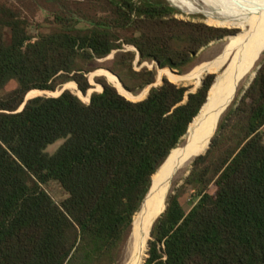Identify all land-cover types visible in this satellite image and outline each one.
Returning <instances> with one entry per match:
<instances>
[{
	"label": "trees",
	"instance_id": "obj_1",
	"mask_svg": "<svg viewBox=\"0 0 264 264\" xmlns=\"http://www.w3.org/2000/svg\"><path fill=\"white\" fill-rule=\"evenodd\" d=\"M50 1L48 30L38 25L34 35L23 8L0 0V264H122L155 175L184 143L217 74L196 92L165 78L140 102L99 77L104 90L91 103L66 90L20 109L66 85L87 96L100 68L137 94L156 84L157 68L185 75L205 48L237 31L180 19L168 0ZM137 54L156 68L131 70V86L121 72ZM220 120L208 152L169 194L143 264H264V55ZM186 189L197 200L190 211Z\"/></svg>",
	"mask_w": 264,
	"mask_h": 264
},
{
	"label": "bare ground",
	"instance_id": "obj_2",
	"mask_svg": "<svg viewBox=\"0 0 264 264\" xmlns=\"http://www.w3.org/2000/svg\"><path fill=\"white\" fill-rule=\"evenodd\" d=\"M169 1L186 12H200V9L191 0ZM199 1L205 5L206 11L215 14L214 23L216 25L243 27V29L248 26L250 32L234 36L232 38L234 42L225 47L213 65L198 68L197 78L202 82L206 72H218L229 56L235 55L225 73L218 77L208 104L191 126L188 136L189 149L186 152L182 150L174 152L170 162L156 175L153 194L145 203L142 213L135 218L130 250L128 251L129 258L125 264H143L146 261L147 241L156 219L162 213L160 210L168 189L179 177L189 171L197 155L201 154L207 145L206 150L208 149L214 125L225 111L229 99L250 76L255 61L264 55V0ZM164 71L170 75H178L168 69ZM121 87L124 88L122 84Z\"/></svg>",
	"mask_w": 264,
	"mask_h": 264
},
{
	"label": "rangeland",
	"instance_id": "obj_3",
	"mask_svg": "<svg viewBox=\"0 0 264 264\" xmlns=\"http://www.w3.org/2000/svg\"><path fill=\"white\" fill-rule=\"evenodd\" d=\"M10 1L14 5L23 8L24 13L31 20V22L33 24V27L31 28L32 34L35 35L38 32H41V29H39L37 27L38 25H41L43 27L42 31L45 32L48 30V25L45 24L44 22H45L46 18H48L51 15L52 10H54L53 1H50V0H10ZM70 1H73L74 3L75 2H80V3L85 2V0H70ZM191 1L197 6L198 9H200V12L189 13V12H186L185 10H182L181 8L175 6L170 1L169 2L172 6H174L177 9L182 11L183 14L178 16V18H180V19H183L186 21L201 22V23H205L209 26H214V27H219V28H227L230 30H236L237 31L236 33H231L227 37L239 36V35H242V33L248 34L250 32V28L248 26L246 27V29H243V27H229V26H223V25H216L214 23L215 19H216L214 13H210V12L206 11L205 10L206 7L201 1H199V0H191ZM126 35H130V34H121V36L123 38L126 37ZM233 37L227 38V39L224 38L223 40L214 42L211 45H209V47L205 48L199 54V58H198L196 67L192 71H190L189 73H187L185 75H181V76H178L175 74L170 75L167 72H165L164 70H160L159 68H157L158 77H157L156 84L146 88L145 90L139 91L137 94L132 93L133 96L131 94H129L124 88L121 87V84L119 81V79H120L119 76H117L116 74L113 75L112 72H111L112 74H110V73L106 72L109 70L100 68L98 71L91 73L89 75L90 83L92 84V86L94 88L88 93L87 96H85V98H82V94L79 91H77L78 88H76L74 85H66L62 89H60L56 92H49L48 91L46 93H43V94L36 96V97H33V98H37V97H41V96H43V97H59L65 90H70L72 93L78 95L85 103H89V100L86 98H88V97L90 98V95H92V93L94 91L95 92H102V86L99 85L96 81V79L99 77H105L108 80V82L110 84L114 85L123 96H125L127 99H129L133 102H139V101L145 100L149 96V93L153 87L162 86L163 82L165 81V78H167L170 82L177 84L179 86L191 87L192 88L191 92H195L197 90V88L201 85V80H199L197 78V74H196L198 68L213 65L215 63V61L221 56L225 47L234 42V40L232 39ZM125 51L136 52L137 50L133 46H125ZM116 54H117V51L114 52L109 58H107L106 60H102L101 62H105L107 60H113L116 57ZM262 57H263V55L255 61L254 65L252 67V71L250 73V76L242 84V86L236 92H234V94L231 96L226 109H228L229 104H230L233 96H235L239 101L242 99L245 92L250 87L252 79L255 77V74L259 70V66H260V62H261ZM234 58H235V55L229 56L227 61L224 63V65L220 68V70L218 72H213V73L206 72L204 75V78H206L210 74H217L218 77L220 75H223V73H225V70L228 68L229 64L234 60ZM144 68L154 70L156 68V65L151 64V63H147V62L141 64L139 54H137L136 59L133 62H129L127 70L122 71L121 74L124 77V79L128 82L129 85L134 86L136 81L131 79V75H130L131 70H132V74H133V72H137V73L141 72ZM218 77H217V79H218ZM216 83H217V81H216ZM15 88H16V84L12 83L8 86L6 92L12 91ZM226 109H225V111H226ZM223 114H224V112H223ZM223 114L221 115V117L217 120L216 124L214 125V129L212 131V134L214 133L215 127L218 124L219 120L222 118ZM184 142H186V140ZM62 144H63V141H59L56 144L49 146L47 148V153L50 155H54ZM190 171H191V168L187 173H185L181 177H179L174 182V184L168 189V192H167V195H166V198H165V201H164V204H163L161 210H163L169 194L171 192L175 193L176 190H178L179 188H181L184 185L185 179L188 177L187 175ZM214 190L215 189L212 188L211 192H214ZM48 191L50 192L52 197L58 203H61L66 199L65 193L56 184H52L51 186H49ZM181 202L184 205L185 209L187 211H190L193 208V206L196 204L197 200L192 197L191 190L186 189L182 193ZM142 211H143V208L140 211V213H142ZM130 242H131V238L128 241L127 246L125 248L124 259H123L122 264H125L129 258V252L128 251L130 250Z\"/></svg>",
	"mask_w": 264,
	"mask_h": 264
},
{
	"label": "water",
	"instance_id": "obj_4",
	"mask_svg": "<svg viewBox=\"0 0 264 264\" xmlns=\"http://www.w3.org/2000/svg\"><path fill=\"white\" fill-rule=\"evenodd\" d=\"M231 37H233V36H229V37H226V39L227 38H231ZM171 70V69H170ZM172 72H174V73H176V74H178V75H181L180 73H178L177 71H174V70H171ZM107 72H109V71H107ZM109 73H111V72H109ZM112 74V73H111ZM256 76H257V73L255 74V77L252 79V82L255 80V78H256ZM218 77V76H217ZM120 80V79H119ZM204 80H205V78L202 80V82H201V85L197 88V90L204 84ZM121 81V80H120ZM216 81H217V78H216V80H215V83H214V85L212 86V88H211V90H210V92H209V97H208V101H207V103L205 104V106L202 108V110H201V112H200V114L202 113V111L204 110V108L206 107V105L208 104V102H209V99H210V95H211V92H212V90H213V88H214V86H215V84H216ZM251 82V83H252ZM163 84H164V82H163ZM162 84V85H163ZM122 85H123V83H122ZM251 85V84H250ZM123 87H124V89L127 91V89L125 88V86L123 85ZM78 88V87H77ZM103 87H102V92H103ZM196 90V91H197ZM66 91V90H65ZM64 91V92H65ZM78 91H79V89H78ZM195 91V92H196ZM39 92H41V93H46V92H48V91H39ZM63 92V93H64ZM80 92V91H79ZM95 92V91H94ZM93 92V93H94ZM127 92H129V91H127ZM62 93V94H63ZM81 94H82V98H85V95L82 93V92H80ZM92 93V94H93ZM130 93V92H129ZM61 94V95H62ZM130 94H132V93H130ZM60 95V96H61ZM41 97H43V96H41ZM91 97H92V95H90V98H89V103H91ZM148 98V97H147ZM146 98V99H147ZM31 99H34V98H28L27 97V99H26V101H25V104L23 105V107L20 109V112L21 111H23L24 110V108H25V105L27 104V102L29 101V100H31ZM143 101V100H142ZM140 102V101H139ZM229 108V107H228ZM228 109H226V111H227ZM226 111H224V114L226 113ZM199 114V115H200ZM223 114V115H224ZM199 117V116H198ZM197 117V118H198ZM196 118V119H197ZM195 119V120H196ZM222 119V118H221ZM195 120L193 121V123L192 124H194V122H195ZM221 121V120H220ZM192 124H191V126H192ZM191 126H190V128H189V131H188V133H187V135L184 137V141L186 140V142H184L179 148H177L176 150H174L172 153H171V155H170V157L168 158V160L165 162V164L161 167V169L159 170V172L156 174V175H158L165 167H166V165L170 162V160H171V158L173 157V155H174V152H176V151H178V150H182V151H187L188 149H189V147H190V140H188V136H189V134H190V131H191ZM219 126V125H218ZM218 129V128H217ZM211 143H212V140H211V142H210V145H211ZM210 145H209V147H208V149L206 150V152L205 153H203V154H199V155H197V157L195 158V160L197 159V158H199V157H201V156H204L207 152H208V150H209V148H210ZM190 173H191V171L188 173V175L187 176H189L190 175ZM155 175V176H156ZM154 189H155V181H153V186H152V188H151V191H150V193H149V195L147 196V198H146V200H145V202H144V205H145V203L147 202V200L150 198V196L153 194V191H154ZM169 197V196H168ZM144 205H143V207H144ZM142 207V208H143ZM166 210H167V207H166ZM165 210V211H166ZM165 211L162 213V214H164L165 213ZM161 214V215H162ZM161 215L159 216V217H161ZM158 217V218H159ZM158 218L156 219V221L158 220ZM156 221H155V223H156ZM155 223H154V225H155ZM154 225H153V227H154ZM153 229V228H152ZM149 256V255H148Z\"/></svg>",
	"mask_w": 264,
	"mask_h": 264
}]
</instances>
